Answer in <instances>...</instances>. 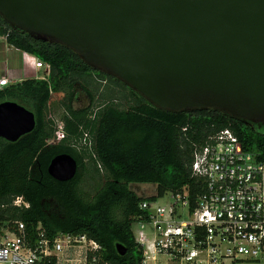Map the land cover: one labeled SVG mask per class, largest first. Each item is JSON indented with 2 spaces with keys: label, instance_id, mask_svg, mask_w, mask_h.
Returning a JSON list of instances; mask_svg holds the SVG:
<instances>
[{
  "label": "trees",
  "instance_id": "trees-1",
  "mask_svg": "<svg viewBox=\"0 0 264 264\" xmlns=\"http://www.w3.org/2000/svg\"><path fill=\"white\" fill-rule=\"evenodd\" d=\"M0 36L50 67L46 79H27L0 90V104L18 103L36 118L35 129L17 142L0 138V231L16 233L22 222L32 240L39 225L52 240L59 234L85 235L101 245L105 262L141 264L143 250L131 226L143 215L140 203L152 197H139L131 183L156 185L159 197L188 188L195 199L203 186L192 175L194 151L226 128L235 132L243 151L264 159V129L211 109L159 110L74 51L16 30L1 16ZM78 90L88 99L84 108L74 106ZM55 94L63 95L57 105L65 108L66 139L49 145L54 129L47 113ZM85 134L90 148L80 150ZM63 154L78 163L68 182L48 173L51 161ZM88 179L93 182L90 193L83 189ZM18 197L29 208L15 206ZM117 244L126 255L118 253ZM57 263L54 257L48 264Z\"/></svg>",
  "mask_w": 264,
  "mask_h": 264
},
{
  "label": "water",
  "instance_id": "water-1",
  "mask_svg": "<svg viewBox=\"0 0 264 264\" xmlns=\"http://www.w3.org/2000/svg\"><path fill=\"white\" fill-rule=\"evenodd\" d=\"M0 16L159 110L211 109L264 129V0H0ZM35 126L32 111L0 104V138L17 142ZM77 171L68 154L48 167L59 182Z\"/></svg>",
  "mask_w": 264,
  "mask_h": 264
},
{
  "label": "built area",
  "instance_id": "built-area-1",
  "mask_svg": "<svg viewBox=\"0 0 264 264\" xmlns=\"http://www.w3.org/2000/svg\"><path fill=\"white\" fill-rule=\"evenodd\" d=\"M36 69L49 75L50 67L38 59ZM8 85L2 77L0 88ZM52 104L49 145H57L66 139L65 108L60 105L57 114ZM191 169L203 186L195 199L184 188L162 197L156 192L140 203L143 215L131 229L143 250L141 264H264V159L243 151L235 132L226 128L194 151ZM14 205L29 208L23 197ZM16 230L0 231V264H48L54 257L59 264V253L77 247L85 255L75 264H109L101 245L85 235L59 234L52 240L39 225L32 240L24 223L18 222Z\"/></svg>",
  "mask_w": 264,
  "mask_h": 264
},
{
  "label": "rangeland",
  "instance_id": "rangeland-1",
  "mask_svg": "<svg viewBox=\"0 0 264 264\" xmlns=\"http://www.w3.org/2000/svg\"><path fill=\"white\" fill-rule=\"evenodd\" d=\"M36 58L34 56H26L22 53H18L15 50H8V44L0 41V78L5 76L10 80V85L14 84L12 81L17 80H27V79H45L48 75L44 70H34ZM3 88H0V90ZM63 98L61 94H55L52 96V110L57 114H61L60 108L57 105V102ZM88 105V99L84 92L81 90L77 91V96L74 101L75 108H84ZM80 150L82 148H90L89 138L84 137L80 144L77 145ZM93 182L91 179H88L83 184V189L90 193L92 192ZM130 190L135 192L139 197L149 198L156 195L157 187L153 184H140V183H131ZM170 193L166 195V200H169ZM133 229H136V226L133 225ZM70 253V258L73 260H83L85 255L84 248H76L73 251L64 250L59 253L64 256ZM76 261V262H77ZM63 264H68L64 263ZM75 264V263H74Z\"/></svg>",
  "mask_w": 264,
  "mask_h": 264
},
{
  "label": "crops",
  "instance_id": "crops-1",
  "mask_svg": "<svg viewBox=\"0 0 264 264\" xmlns=\"http://www.w3.org/2000/svg\"><path fill=\"white\" fill-rule=\"evenodd\" d=\"M0 41H3V42H5V43H7L6 42V40L3 38V37H1L0 36ZM15 50L16 52H18V53H22V54H24V55H26V56H31L30 54H27V53H25V52H22V51H20V50H18V49H16V48H14V47H12V46H10V45H8V50ZM36 58V57H35ZM36 62H37V58H36ZM36 62H35V66H34V70L36 71V72H38V69H36ZM4 77V76H3ZM2 78V77H1ZM0 78V79H1ZM13 83H18V82H21V80H17V79H15V80H13L12 81ZM70 251H73V250H69V252ZM69 255H71L70 253H68V255H64V256H62V255H59V260H60V262H59V264H63V262L64 263H68V264H74L77 260H73V259H71L70 258V256Z\"/></svg>",
  "mask_w": 264,
  "mask_h": 264
}]
</instances>
